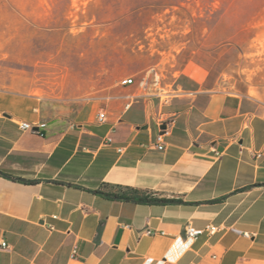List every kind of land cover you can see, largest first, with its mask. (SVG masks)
I'll list each match as a JSON object with an SVG mask.
<instances>
[{"label": "crops", "instance_id": "obj_1", "mask_svg": "<svg viewBox=\"0 0 264 264\" xmlns=\"http://www.w3.org/2000/svg\"><path fill=\"white\" fill-rule=\"evenodd\" d=\"M166 92L136 81L70 109L0 87V171L21 179L0 176V264H264V100ZM122 188L183 202L102 194Z\"/></svg>", "mask_w": 264, "mask_h": 264}, {"label": "rangeland", "instance_id": "obj_2", "mask_svg": "<svg viewBox=\"0 0 264 264\" xmlns=\"http://www.w3.org/2000/svg\"><path fill=\"white\" fill-rule=\"evenodd\" d=\"M127 77L264 100V0H0V87L71 109Z\"/></svg>", "mask_w": 264, "mask_h": 264}, {"label": "trees", "instance_id": "obj_3", "mask_svg": "<svg viewBox=\"0 0 264 264\" xmlns=\"http://www.w3.org/2000/svg\"><path fill=\"white\" fill-rule=\"evenodd\" d=\"M0 176H4L7 178H10L14 181H21L20 178L17 177H13L7 173H4L2 171H0ZM32 183V181H29ZM102 193V192H100ZM105 196H107L108 198L111 199H116V200H125V201H132L134 203H138V204H163V205H167V204H175V203H182L183 201L179 200V199H166V198H162V197H158L157 195H155L154 193H148V192H142L138 189H134V188H126V189H121V191L119 193H102Z\"/></svg>", "mask_w": 264, "mask_h": 264}, {"label": "built area", "instance_id": "obj_4", "mask_svg": "<svg viewBox=\"0 0 264 264\" xmlns=\"http://www.w3.org/2000/svg\"><path fill=\"white\" fill-rule=\"evenodd\" d=\"M136 83V78L135 77H127V78H124L121 82H120V85L122 86H130V85H134ZM99 120L101 122L105 121L106 119V112L104 111H101L99 113ZM170 118L168 119H160L159 121V124L161 126L165 125L166 124V129H162L161 130V133L160 135L157 137V142L155 143V147L158 149V150H163L164 149V141H163V137L165 134L168 133V126L170 124ZM34 126L33 124H31L30 122H22L21 123V127L22 129L24 130H34ZM37 128H38V132L40 130V128H45L46 127V123L45 122H42L38 125H36ZM218 230V227H215V226H211L209 227V231L211 233H214ZM202 231H199L197 229H195L194 227H189L188 230H187V233H188V236L191 237V238H195V236H197L198 234H200ZM148 234H152V232L148 231ZM5 245V244H3Z\"/></svg>", "mask_w": 264, "mask_h": 264}]
</instances>
